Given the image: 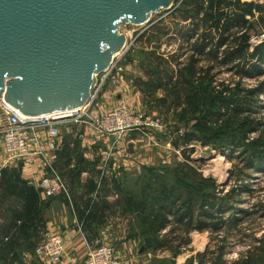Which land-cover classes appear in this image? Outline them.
<instances>
[{
    "label": "rangeland",
    "instance_id": "1",
    "mask_svg": "<svg viewBox=\"0 0 264 264\" xmlns=\"http://www.w3.org/2000/svg\"><path fill=\"white\" fill-rule=\"evenodd\" d=\"M254 2L264 3V0ZM173 5L151 14L141 24L119 25L118 32L125 37L123 48L114 54L112 68L106 76L102 72L95 74L97 91L94 90L91 106L92 116L122 106L142 115L145 125L127 129L118 138L106 137L95 148L107 152L108 162L115 163L113 172L119 180L128 181L133 191L148 177V168H156L154 172L158 175L164 174L154 178L150 185L152 189L163 187L165 190L164 199L151 207V213H157L162 222L150 223L137 218L130 221L139 232L147 227L158 230L148 236L137 233L131 237L137 241L131 251H126V243H120L119 237L109 229H104L97 241L90 242L88 249L110 243L124 264L125 260L127 264H246L250 250L255 257L264 256V252L258 254L255 249L261 247L264 251V63L260 75L246 77L236 75L231 66H216L208 57H201L198 63L203 70L201 76L207 75L204 83H211L207 96L214 98L208 115L205 119L204 115L199 117L197 127L194 120L186 125L166 122L162 107L146 104L133 81L137 77L145 79L144 70L148 65L145 59L148 48L137 39L152 21L170 16ZM249 20V35L264 32L257 13ZM181 41L177 36H162L153 43L159 46L160 52L178 51L180 61L185 62L191 55L187 51L193 40ZM164 94L160 89L155 97ZM236 102L243 112L233 111ZM185 131L195 133L201 141L212 142L205 145L192 141L187 146H174L178 133ZM1 157L0 148V165H8L2 164ZM219 158H222L220 162ZM24 172L30 175L27 169ZM53 197L57 203L64 201L61 193ZM160 203L162 210L158 208ZM49 204L57 206L51 200ZM45 210L46 235L55 229L48 228L54 216L51 207ZM119 223L120 227L126 224ZM64 230L61 226L56 232L63 237ZM151 236L164 239L166 247L157 250L150 247L147 239ZM33 258L34 254L26 253L22 261L30 262Z\"/></svg>",
    "mask_w": 264,
    "mask_h": 264
},
{
    "label": "trees",
    "instance_id": "2",
    "mask_svg": "<svg viewBox=\"0 0 264 264\" xmlns=\"http://www.w3.org/2000/svg\"><path fill=\"white\" fill-rule=\"evenodd\" d=\"M173 6L170 16L152 21L137 39L148 48L145 58L148 65L144 70L145 79L137 77L133 85L144 95L146 104L162 107L166 122L175 125L185 122L186 125L194 120V126H198L199 117L204 115L205 119L214 100L207 96L211 83H204V80L208 76L202 77L203 70L198 67L201 57H208L216 62V66H231L236 75L255 77L262 73L264 41L249 45L248 32L251 29L249 18L254 13L258 14L259 23L264 25V3L250 0H176ZM162 36H177L183 43L193 40L187 51H190L187 55H191L185 62L180 61L178 51L164 53L158 50L159 46L154 45L153 40ZM160 89L165 91L164 96L155 97ZM232 109L235 113L243 112L239 102ZM169 114H172L171 118ZM179 134L173 141L174 146L201 141L192 132ZM201 142L208 145L212 141ZM84 152L79 137L73 133L65 134L57 151L54 169L68 192V197L61 193L64 202L75 217L77 228L87 239L97 241L105 228L122 239L137 233L148 236L157 232V228L152 227L136 231L130 221L137 218L150 223L162 222L157 213H151V207L164 199L165 190L163 187L152 189L150 185L157 176L163 177L164 174L158 175L154 172L156 168H148V177L133 191L128 181L119 180L111 171V164L102 170L98 168L100 156L95 154L90 160ZM51 198H43L41 190L22 176L20 164L0 165V264H44L35 257L34 251L45 238L47 220L44 211ZM158 208L162 210L163 205L160 203ZM121 221L126 222L123 227H120ZM147 241L155 250L166 247L164 239L157 236H151ZM255 249L258 254L264 252L261 247ZM26 253L34 254L32 261H22ZM246 260V264H264V256L255 257L251 250Z\"/></svg>",
    "mask_w": 264,
    "mask_h": 264
},
{
    "label": "water",
    "instance_id": "3",
    "mask_svg": "<svg viewBox=\"0 0 264 264\" xmlns=\"http://www.w3.org/2000/svg\"><path fill=\"white\" fill-rule=\"evenodd\" d=\"M175 1L0 0V98L24 115L85 105L95 74L123 48L119 25L141 24Z\"/></svg>",
    "mask_w": 264,
    "mask_h": 264
},
{
    "label": "built area",
    "instance_id": "4",
    "mask_svg": "<svg viewBox=\"0 0 264 264\" xmlns=\"http://www.w3.org/2000/svg\"><path fill=\"white\" fill-rule=\"evenodd\" d=\"M261 1V0H254ZM264 41V32L251 33L248 44L257 45ZM112 63V62H111ZM112 64L102 73L106 76ZM97 91V82H95ZM94 94L91 100L83 106L66 111H57L42 115H24L16 108L0 98V145L4 165H22V170H32L39 173L37 181L29 178L41 190L43 198H50L58 193L68 197L67 189L54 169L57 151L61 148L63 136L73 133L79 137L84 155L100 156L98 168L104 170L108 162L107 152L96 150L95 144L106 137H116L125 130L145 125L142 115L127 109L117 107L103 115L92 116L91 110ZM90 131V133H88ZM89 134V141L85 138ZM91 147V149H90ZM93 149L96 150L95 154ZM113 147H108L111 150ZM86 151L88 154H86ZM94 159V158H93ZM114 162L111 164L113 172ZM113 166V167H112ZM63 237L56 230H50L43 242L34 251L35 257L44 264H58L64 253ZM85 264H123L110 243L96 245L88 249Z\"/></svg>",
    "mask_w": 264,
    "mask_h": 264
},
{
    "label": "crops",
    "instance_id": "5",
    "mask_svg": "<svg viewBox=\"0 0 264 264\" xmlns=\"http://www.w3.org/2000/svg\"><path fill=\"white\" fill-rule=\"evenodd\" d=\"M135 103H138L136 97ZM84 141H89V139L85 138ZM88 158L92 160L94 157L88 156ZM28 171L30 175L28 174V172L23 171L22 174L24 178L29 179L31 177L32 179H34V181H37L39 179L40 174L33 172V168L32 170ZM83 178H85V174H83ZM56 199V197H53L50 200L51 202H53V204H57V206L53 205L52 207L50 204L48 206L51 207V212H53L54 214L53 220L48 222V228L55 230H57L61 226L65 228L63 232L65 249L58 264H85V258L90 241L87 239L86 235L77 228L76 219L70 214V208L68 207V205H66L64 201L57 203L58 201ZM44 214L46 217V210L44 211ZM105 229L107 230L108 228ZM132 239L133 238L125 237L124 239H122L119 237L120 243H126V251L127 249L131 251V249L134 248L137 241ZM127 262L128 261L125 260V264H127Z\"/></svg>",
    "mask_w": 264,
    "mask_h": 264
},
{
    "label": "bare ground",
    "instance_id": "6",
    "mask_svg": "<svg viewBox=\"0 0 264 264\" xmlns=\"http://www.w3.org/2000/svg\"><path fill=\"white\" fill-rule=\"evenodd\" d=\"M52 113H53V112H52ZM220 160H222V158H219V160H218V161L220 162ZM219 162H218V163H219ZM221 163H222V162H221Z\"/></svg>",
    "mask_w": 264,
    "mask_h": 264
}]
</instances>
